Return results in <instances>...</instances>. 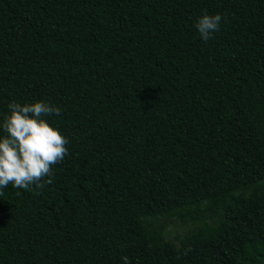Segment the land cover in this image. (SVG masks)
<instances>
[{
    "label": "trees",
    "instance_id": "trees-1",
    "mask_svg": "<svg viewBox=\"0 0 264 264\" xmlns=\"http://www.w3.org/2000/svg\"><path fill=\"white\" fill-rule=\"evenodd\" d=\"M38 100L69 155L0 190V264H264V0H0V122Z\"/></svg>",
    "mask_w": 264,
    "mask_h": 264
},
{
    "label": "clouds",
    "instance_id": "clouds-1",
    "mask_svg": "<svg viewBox=\"0 0 264 264\" xmlns=\"http://www.w3.org/2000/svg\"><path fill=\"white\" fill-rule=\"evenodd\" d=\"M222 16L205 12L196 21L201 39L207 41L220 28ZM9 114L0 122L4 135L0 136V190L12 185L29 189L43 187L42 181L54 175L53 166L69 155V140L45 117L59 115L61 108L38 100L20 104L10 102ZM51 183V179L47 180ZM3 192L0 191V195ZM129 264L127 256L122 257Z\"/></svg>",
    "mask_w": 264,
    "mask_h": 264
},
{
    "label": "rangeland",
    "instance_id": "rangeland-1",
    "mask_svg": "<svg viewBox=\"0 0 264 264\" xmlns=\"http://www.w3.org/2000/svg\"><path fill=\"white\" fill-rule=\"evenodd\" d=\"M187 229L188 227L182 225L181 222H172L168 225L167 229L165 230V237L168 240L177 243V237L185 234Z\"/></svg>",
    "mask_w": 264,
    "mask_h": 264
}]
</instances>
